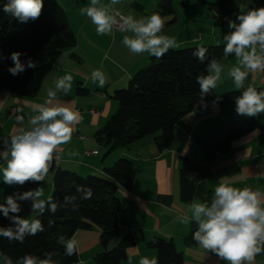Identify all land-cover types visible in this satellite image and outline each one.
<instances>
[{
  "label": "crops",
  "instance_id": "crops-1",
  "mask_svg": "<svg viewBox=\"0 0 264 264\" xmlns=\"http://www.w3.org/2000/svg\"><path fill=\"white\" fill-rule=\"evenodd\" d=\"M66 10L69 22L75 33L77 43L65 49L54 62L45 76L39 92L33 97H24L0 89V151L4 141L20 127L17 117L24 118V126L35 114L34 110L44 105L48 99L49 89L55 88V82L64 75L73 77L68 94L58 93L57 100L78 111L82 117L74 127L71 142L61 145L54 156L52 167L45 178L44 199L51 196L54 190L53 178L57 170H69L81 176L90 174L104 176V169L112 166L119 158L126 157L134 161L136 174L130 187H121L117 195L125 207L127 225L121 226L120 235L109 244V249L117 246L128 234L135 240L127 246V258L120 264H127L132 257L133 264H139L142 257L149 260L157 257V251L148 246L154 236L173 239L177 250L183 253V264H228L215 253L204 249L197 242L188 245L185 236L193 221L188 224L179 222L180 217L189 216V205L193 201L211 202L214 189L222 181H227L237 188H251L264 193V142L262 130L254 129L232 142L231 150L211 162H207L198 146V139L208 130L227 122L244 119L248 116L238 115L235 103L221 105L212 103L204 109L187 113L175 125V141L167 150L158 152L154 137L139 139L128 146L119 147L108 152V148L97 138V133L105 125L119 104L112 96L114 91L128 85L130 78L151 60L147 52L135 55L122 43L125 35L118 28L107 35H99L90 18L81 15L80 0L65 3L57 0ZM161 0H120L112 6L114 10L124 13L130 4L139 10L135 19L158 14L164 20L161 35L175 37L177 47L183 48L198 44H224L223 36L231 31L228 24H214L215 9L209 3L216 0H171L173 13H163L159 9ZM106 3L110 0H103ZM101 2V3H102ZM261 0H235L231 20L241 14L249 5H257ZM102 3V4H104ZM118 7V8H117ZM128 11V10H127ZM225 73L229 67L236 65L235 57L222 59ZM94 70H99L105 77L103 87L91 79ZM248 86L262 88L264 91V70L250 71L244 88L237 89L234 82L222 74L217 82L215 92L219 96L232 91H243ZM86 91L79 92L78 88ZM100 94V95H99ZM264 128V113L256 116ZM87 151L98 153L87 154ZM77 153V155H70ZM184 158L199 161L207 177L201 183L205 194L196 196L187 202L181 198L179 170ZM0 159V168L5 167ZM36 187L26 183L23 186H9L3 182L0 171V202L8 195L24 192ZM21 216L35 218L31 212V201H20ZM77 245L79 260L75 264H92L94 257L104 250L101 243V230L95 226L89 230H78L73 237ZM253 264H264V252L255 257Z\"/></svg>",
  "mask_w": 264,
  "mask_h": 264
},
{
  "label": "trees",
  "instance_id": "trees-1",
  "mask_svg": "<svg viewBox=\"0 0 264 264\" xmlns=\"http://www.w3.org/2000/svg\"><path fill=\"white\" fill-rule=\"evenodd\" d=\"M235 0H216L209 3L215 9L214 24L225 26L231 19ZM7 0H0V89L24 97L35 96L43 80L61 53L77 43L66 10L57 0H44L41 16L35 21L21 23L3 11ZM188 6L189 1H183ZM264 7V0L257 5H249L243 12ZM159 9L163 13H173L171 0H161ZM227 18V19H226ZM239 22V21H238ZM208 49V59L200 63L193 56L198 46ZM224 44H198L183 48L169 49L161 59L151 57L147 67L139 69L130 78L126 87L114 91L113 98L118 101L117 110L110 116L97 133V138L108 148V152L125 147L146 136L153 135L158 152L172 147L175 141V125L187 113L204 109L212 103L230 105L244 91H232L219 96L213 89L201 100L197 76L208 75V60L223 57ZM20 52V59L25 65L29 58L36 63V68H27L13 76L9 68L13 67L11 53ZM229 56L228 58H232ZM262 91V88H255ZM79 92L86 91L78 88ZM254 129L264 128L260 120L246 117L227 121L206 131L197 141L200 151L207 162L227 154L232 142ZM105 175L81 176L76 172L59 169L55 172L54 201L63 203L65 195H76L73 205L61 207L53 215L45 211L36 213L35 219L41 220L45 230L35 236H27L23 243L9 241L0 237V252L17 261L26 254L44 258V254L54 251L55 264H75L79 260L78 252L65 255L60 237L71 239L78 230H89L95 226L101 230V243L104 248L97 254L92 264H120L127 258L126 248L135 240L128 234L117 246L109 249L110 242L120 235L121 226L127 225L125 207L117 195L121 187H130L136 174L134 161L119 158L112 166L104 169ZM207 177L204 167L197 160L184 158L179 170L181 198L190 202L196 196L205 194L201 184ZM45 186V180L41 184ZM75 185H85L92 189L91 199H80ZM4 201L0 203H4ZM12 215V214H10ZM21 216V213H19ZM49 220L52 224L49 225ZM10 221L0 213V227L9 226ZM197 229L192 222L185 242L196 243L193 233ZM148 246L157 251L158 264H183V253L177 250L173 239L154 236Z\"/></svg>",
  "mask_w": 264,
  "mask_h": 264
},
{
  "label": "clouds",
  "instance_id": "clouds-1",
  "mask_svg": "<svg viewBox=\"0 0 264 264\" xmlns=\"http://www.w3.org/2000/svg\"><path fill=\"white\" fill-rule=\"evenodd\" d=\"M120 3V0H110L109 5H104L101 0H90V5L80 9L81 15L90 18L96 26L99 35L111 33L113 27H118L125 35L122 43L135 55L145 52L157 59L167 54L169 49L177 47L175 37L161 35L164 20L158 14L146 18L135 19L132 15H121L117 20L110 14L111 8ZM44 0H7L3 11L21 23L35 21L43 10ZM227 19V18H226ZM234 20H228L231 30L223 36V57L233 56L236 65L229 67L225 73V65L216 58L208 60V75L197 76L196 82L200 86L201 100L216 88L222 74L230 78L237 89L244 88L245 80L250 71L264 70V7L243 12ZM193 56L200 63L208 59V49L202 45L193 51ZM20 52L11 53L14 66L9 72L15 76L27 68H36V63L30 58L27 64L20 59ZM91 79L105 84V77L99 70H94ZM73 77L64 75L55 82V88L49 89L48 99L34 111L33 115L24 126V118L17 117L20 127L9 140H5L4 148L0 151V159L6 166L0 168L3 182L9 186H23L26 183L41 184L48 176L52 167L54 156L61 145L71 142L74 125L82 120L80 113L69 105L57 100L58 93L68 94L72 86ZM235 111L238 115L256 117L264 113V91H257L248 86L242 94L235 99ZM77 155V153H70ZM80 199H91L92 189L85 185H75ZM44 197L42 187H36L8 195L4 203H0V213L10 221L9 226L0 227V237L9 241L23 243L27 236H35L45 230L39 219L24 218L21 212L20 201H31V212L43 214L48 211L55 214L59 208L69 204L76 210V195H65L63 203L54 201L51 196ZM191 217H180L179 222L188 224L195 221L197 229L193 239L204 249L215 253L228 264H253L255 257L264 252V193L251 188H237L227 181H222L214 189V196L209 203L193 201L189 205ZM12 214V215H10ZM52 221L49 220V225ZM65 255L72 256L77 251L74 239H65ZM54 251L44 254L40 258L31 254L13 261L7 254L0 252L4 264H55ZM127 264H133L132 257H128ZM139 264H158L155 258L149 260L142 257Z\"/></svg>",
  "mask_w": 264,
  "mask_h": 264
},
{
  "label": "rangeland",
  "instance_id": "rangeland-1",
  "mask_svg": "<svg viewBox=\"0 0 264 264\" xmlns=\"http://www.w3.org/2000/svg\"><path fill=\"white\" fill-rule=\"evenodd\" d=\"M68 1H70V0H68ZM78 1V0H77ZM103 0H101V2H102ZM63 2H67V0H63ZM102 3H104V2H102ZM110 3L109 2H106V3H104V5H109ZM79 5H81V7H84V6H86V5H90V0H80V4ZM118 8V7H117ZM125 10H124V12L126 13V14H124V15H132L133 17H135V14L137 13H139V10L136 8V7H134L132 4H130V5H128V6H126L125 8H124ZM128 10V11H127ZM114 11H117V12H120V11H118V10H114ZM113 11V12H114ZM121 13V12H120ZM150 64V62L148 63V64H146L145 66H143L144 68L145 67H147L148 65ZM132 78V77H131ZM129 81V80H128ZM148 137H150V138H152V137H154L153 135H149ZM0 264H4V261H3V257L2 256H0Z\"/></svg>",
  "mask_w": 264,
  "mask_h": 264
},
{
  "label": "built area",
  "instance_id": "built-area-1",
  "mask_svg": "<svg viewBox=\"0 0 264 264\" xmlns=\"http://www.w3.org/2000/svg\"><path fill=\"white\" fill-rule=\"evenodd\" d=\"M121 15H124L123 13H120V12H117V11H114L113 12V16L117 19V20H119V18H120V16ZM124 16H126V15H124ZM114 28H118V27H115L114 26ZM100 95V94H99ZM87 154H90V153H98V151H87L86 152Z\"/></svg>",
  "mask_w": 264,
  "mask_h": 264
}]
</instances>
